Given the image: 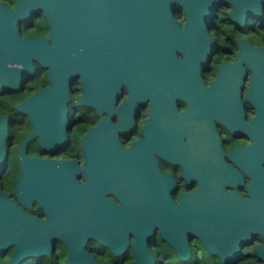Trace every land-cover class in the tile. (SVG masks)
Instances as JSON below:
<instances>
[{"label": "water", "instance_id": "1", "mask_svg": "<svg viewBox=\"0 0 264 264\" xmlns=\"http://www.w3.org/2000/svg\"><path fill=\"white\" fill-rule=\"evenodd\" d=\"M222 3L232 6L228 17L239 25L264 10V0H20L16 10L0 4L2 81L18 87L34 69L31 58L49 65L51 79L50 86L17 106L29 114L34 130L19 150L21 176L14 193L29 207L37 197L47 218L28 215L0 192V252L12 246L10 263L50 256L56 237L66 245L67 264H108L84 250L87 237H96L119 254L132 234L135 257L129 264H154L146 246L154 227L185 258V231L198 235L221 261L238 255L240 244L254 233L264 240V47L240 39L236 60L219 65L209 88L199 77V67L213 48L206 25ZM176 5L185 11L183 27L173 17ZM37 8L51 23L52 49L46 38L17 34L16 19ZM176 51H182V59L176 58ZM244 64L252 70L247 98L257 109L250 123L239 97ZM75 76L83 86L77 102L91 104L99 113L116 112L119 124L101 118L83 137L84 168L72 160L27 157L25 143L37 133L46 149L64 141L68 84ZM122 83L133 96L115 108ZM147 97L151 103L150 121L143 126L145 140L124 148L118 134L134 125L137 103ZM175 97L188 103L182 113ZM210 116L232 133L250 135L252 143L228 153L252 177L246 185L250 198H241L237 189L224 191L225 184L244 181L225 162ZM6 120V114L0 116V162L6 156ZM153 153L181 163L187 183L199 181L196 191L185 192L175 204L169 195L175 180L158 169ZM81 170L84 184L75 179ZM107 192L124 206L105 197ZM256 254L264 263V243Z\"/></svg>", "mask_w": 264, "mask_h": 264}, {"label": "flooded vegetation", "instance_id": "2", "mask_svg": "<svg viewBox=\"0 0 264 264\" xmlns=\"http://www.w3.org/2000/svg\"><path fill=\"white\" fill-rule=\"evenodd\" d=\"M19 2L20 0H0L2 6L11 10H16ZM231 9L232 6L229 4H220L206 25V31L213 42V48L208 53L206 63L199 67V77L208 88L212 85L211 81L215 79L219 71V65L236 60L239 51L238 40L244 39L253 47H264V10L260 15L245 17L242 24L239 25L228 17V12ZM173 17L179 27L184 26L186 15L181 6H175ZM15 27L19 37L46 38L50 49H52V39L49 36L52 26L43 9L37 8L29 16L17 18ZM175 55L176 58H183L182 51H176ZM30 61L34 69L20 79L18 87L8 85L0 77V116L7 115V132L4 140L6 156L0 162V192L7 194V197L12 199L28 215L44 220L47 218V214L43 205L38 203L37 197H34L30 202L31 208L18 200V196L14 193V188L21 176L22 164L19 150L22 143L34 130V124L29 114L17 106L51 84L49 65H43L33 58ZM244 69L245 75L239 97L243 105L244 119L247 123H250L255 118L257 109L254 103L247 98V90L252 80V70L246 64H244ZM68 91L69 99L66 102L67 113L64 126V141L55 148L46 149L40 143L41 135L37 133L25 143L24 153L27 157L72 160L76 162L79 168H84L83 137L101 123V118H107L114 125H118L119 121L116 112L109 115L105 109L99 113L91 104L77 102L83 94L80 76H75L71 79L68 84ZM129 96L132 97L133 95L129 94L126 84L122 83L120 94L115 98L114 107L119 108L120 104ZM224 100L228 101L229 98L226 97ZM150 103V97L137 103L133 119L134 125L130 129L120 131V134H118L120 143L124 148H130L139 139L145 140L143 126L150 121ZM175 105L179 113L188 108L187 101L177 97H175ZM210 119L220 138V147L225 152L223 156L225 162L238 170L244 181L239 186L225 184L224 191L228 192L237 189L241 198H250L246 185L249 184L252 177L233 162L228 155L236 146L246 147L252 143L250 135L240 131L232 133L230 128L223 122L213 116H210ZM183 140H187L185 135H183ZM153 155L158 169L163 174H170L175 180L176 186L169 191V195L175 204L180 201L185 192L194 193L196 191L199 181L194 178L188 184L187 179L182 174L183 166L181 163L172 162L157 153H153ZM261 165L264 168V162ZM75 179L79 184L86 183L84 171H79ZM105 197L117 205L124 206L113 192L105 193ZM185 234L189 247V257L186 258L179 256L175 248L162 238L159 228L154 227L153 233L148 236L146 242L147 248L154 257V264H264L263 261L258 259L256 254L257 246L264 243L263 238L258 233H254L250 240L243 241L240 244L238 255L222 261L218 255L209 251L198 235L188 231H185ZM132 240L133 235L129 234L126 248L121 253L116 254L108 245L90 235L86 239L84 250L97 262L106 261L108 264H129L135 257ZM12 250V246H8L0 252V260H2L0 262L12 264L9 261ZM66 258L67 248L65 243L55 237L51 243L50 256L42 254L36 257H26L21 259L18 264H42L44 262L49 264H67Z\"/></svg>", "mask_w": 264, "mask_h": 264}, {"label": "trees", "instance_id": "3", "mask_svg": "<svg viewBox=\"0 0 264 264\" xmlns=\"http://www.w3.org/2000/svg\"><path fill=\"white\" fill-rule=\"evenodd\" d=\"M0 261H2V260H0ZM0 264H8V263L0 262ZM42 264H49V263L44 262V263H42Z\"/></svg>", "mask_w": 264, "mask_h": 264}]
</instances>
